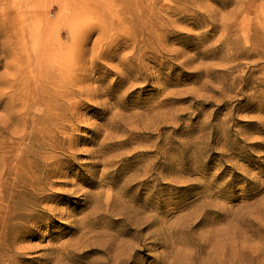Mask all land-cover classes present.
I'll list each match as a JSON object with an SVG mask.
<instances>
[{
  "label": "rangeland",
  "instance_id": "obj_1",
  "mask_svg": "<svg viewBox=\"0 0 264 264\" xmlns=\"http://www.w3.org/2000/svg\"><path fill=\"white\" fill-rule=\"evenodd\" d=\"M0 264H264V0H0Z\"/></svg>",
  "mask_w": 264,
  "mask_h": 264
}]
</instances>
